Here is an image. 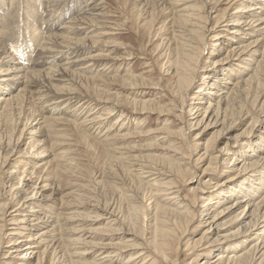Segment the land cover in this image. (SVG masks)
<instances>
[{
  "label": "bare ground",
  "instance_id": "6f19581e",
  "mask_svg": "<svg viewBox=\"0 0 264 264\" xmlns=\"http://www.w3.org/2000/svg\"><path fill=\"white\" fill-rule=\"evenodd\" d=\"M21 1L0 0V136L8 130L15 134L14 139L12 136L10 140L3 141L0 144V152L3 151L2 154H4L2 157L3 162L1 164V169L6 164V158L9 157V152L14 153L24 135H27V145L31 157L43 159L52 157V160L43 161L44 163L41 164L33 160L25 161L24 164L26 167L23 172L19 174L20 177L16 172H10L9 175L3 172V170L0 172V193L2 194L1 200L3 202V204L0 205V248L5 238L4 231L5 228H7L8 216L10 217L11 215L8 213V208L18 196L23 194L25 197L21 198L22 200L19 202L20 204H18L17 210H15L16 215L10 220L13 221L12 225L20 227L18 230L15 229L17 233L12 234L13 236L11 235L13 238L11 237L9 241L10 245L7 246L9 248L12 247L9 253H7V255H11V259L14 260L15 257H19L17 260L15 258V261L11 260L10 264H87L86 262H82L83 256L85 257L87 251H90L87 248L92 246L91 249H98V245L87 241L84 235H82L83 232L79 230L77 226L76 228L71 227L69 229L66 227L65 229V226L61 224V222H64L65 225H70L83 221L85 218L84 210L88 209L86 207L87 203L83 212L80 210L83 207L74 206L73 199H71L73 197L72 191L66 194L61 192L60 185L58 184V182L62 180L61 175L57 173V176L55 177L54 175L53 179H51L50 171H48L46 167L55 163L59 155L72 160L70 157L71 148H68L69 146H67V144L63 143L59 146L56 145L57 141H61L57 140L60 134L58 128L67 124L70 127L78 129V125H75L76 123L74 124V122L71 121V119L74 120V118H76L75 114L80 115H77V120L81 119L84 123L89 121V117H84V112H88V110L82 107L81 113L77 107L73 108L74 106L72 105L74 103L72 104L69 99L71 94L67 92L65 88L73 87L69 82V80H71L70 76H81L82 70L73 68L79 65L86 66L87 64L82 63L87 59H78L81 57L78 56L81 54L80 52L84 53L86 50L91 49L92 45L97 43V39H101L98 37L102 36L104 38V33L108 32L106 31L108 28L104 27L102 23V19L106 14L103 13L105 0L22 1L26 3H23L24 8L27 9V17L25 18H28L31 23L28 25L26 24V33L23 32L21 28L23 26H21V21L19 20L22 16ZM140 1L143 3V7H147L151 0ZM168 1L171 9L170 15L172 16L169 25H171V29H174L172 30L171 38L168 40L166 39L168 49L170 50V56L174 59L173 62L169 64V69L173 71L172 74L176 82V94L178 98L181 99L183 106L180 105L183 108L187 103L190 91L198 80L202 57L206 55L214 56L216 55L215 53L218 55L222 54L207 62L208 66L206 69L208 75L203 76L202 86H200L199 90L196 92L198 96L195 95V100L197 101L195 104L193 103L195 106L189 113L191 116L193 115L196 117L194 119L196 120V125H194V127L198 128L203 125V132L197 134V136L202 133L205 135L210 133L213 134L211 138L206 140L203 146L204 154H202V156L199 155L200 157L196 160V164H198V161L202 162L206 160L209 164L208 167L203 170V175H217L223 171L225 164L229 165L233 162L234 166L233 168L230 167V169H232L231 173L236 175V177L231 176L225 179L221 185H226V187H228V183H235V186L225 195L221 193V189L217 190L219 189V185L217 184L214 186L215 192L208 195L205 194L203 188L207 189L210 185L206 184L207 182L203 183L201 181L199 183H202L201 185H203V187L197 190V192L195 191L194 198L190 199L187 196H183L182 190H177V188H179L178 186L177 188L175 187L176 191H173L175 189L173 187L176 185L178 179H171L167 182L164 180L156 181L152 179L144 182L150 186H157L156 191L160 193L158 198H160L161 201L154 206L151 212L148 210L152 216V220L150 221L151 225L149 226L151 234L149 244H144L145 242L143 240L141 244L140 242L139 244L127 241L125 243L120 242L121 244L114 245L116 247L114 251L107 250L103 253V258H101H108L110 259L109 264H114L113 261L116 256L113 254H116L118 258L122 259L124 253L133 250L131 254L125 258L126 262H123V264H136V261L140 258L145 262L148 257L151 259L150 261L147 260L150 264H168L170 259L168 258L167 251L172 252L177 246V248H179L180 244H182L180 239L187 234L190 226L196 221L198 213L201 212L200 209L197 208L198 202L205 201L207 204L205 206L207 211H205L204 217H209V220H211L209 229L198 239L193 238L191 241L187 242L188 247H191L193 253L202 252L207 258L208 256H213L216 249L218 250L217 254L214 255L210 261L204 262L203 264H264V172L256 179L246 177L255 174L256 170L264 168V131H261V135L257 136L255 139L257 140L256 142L251 139V137L254 136V129L260 122H264V0H242L241 6L237 7L238 12L234 14H230L229 12L230 6L236 3L234 0H230L227 4H224L227 0L203 1L201 6H192V9L195 8L197 11H192L188 7L183 8L181 11H176L177 7H179L178 2L189 0ZM197 1L193 0L192 3ZM125 2H128V0ZM185 3L184 6L189 2ZM223 5L227 6L226 11L222 15L213 17V14H217L219 8ZM44 9H48L46 10L48 12L51 10L50 12L52 13L53 11L60 12V16L57 18L59 19V21L57 20L58 22L66 16L64 21L60 23V25H65L62 28H59V26L49 27V15ZM189 11L197 12V14L189 13ZM148 15V18L153 22L155 19L153 10L150 11ZM67 19H69V21ZM209 21L216 22L215 26L211 29L208 27ZM85 23L92 25L89 27H93V29L96 28L99 32L102 30L104 33L100 36L94 37L91 35L92 37H89V34H87L88 31L81 28L82 26H88L83 25ZM100 26L103 29L100 28L101 30H99ZM175 28L178 29L175 30ZM96 30L95 32L97 33L98 31ZM95 32L92 31L91 33ZM15 37H18L19 40ZM87 40L88 42L90 41L92 45H88ZM210 42H213L214 45L212 46L213 51L208 54ZM10 43L11 45L13 43L15 47L19 46V49L21 48L22 52L25 54L22 56L24 59L21 60V63H16L18 58L15 56L17 58L15 59L14 55L8 51ZM38 48L42 50H40L41 53L43 52L41 55L50 56L48 57L50 60L58 59V57H60L59 59L63 57L64 60L65 56L72 57L74 53H78L76 57L78 60L69 63V67L63 66L59 69L58 66V68L55 69L54 66L55 70H53V68H44L42 70L40 66L43 67L45 63H36V60L45 61V59H35L31 56L34 50ZM63 51L65 53H63ZM13 52L15 51L13 50ZM47 61L49 62V60ZM89 61L92 62L91 60ZM32 62L36 64L32 65ZM86 62H88V60ZM241 64H245V66H241ZM88 69L90 71L92 68ZM88 69L82 73V75H85V79L86 75H88V73H86ZM80 78L82 79V76ZM106 80H109V78ZM17 87L21 88L18 90ZM97 92L100 93V91ZM66 104H68L69 107H66ZM55 107L56 109H54ZM59 107H61V109L58 111ZM91 107L87 106L86 108L92 111ZM70 109L72 110L71 112H69ZM55 111H58V113H55ZM114 111L115 109H111L110 113H112H109L112 117L115 113ZM133 113H141V109H135ZM18 116H20L19 121H21V126L23 127L21 131H19V125L16 124L15 120ZM21 116L24 118H21ZM128 118V115L122 114L121 117L116 119L115 124L120 122V125L123 127V124H125L124 121ZM99 119H101V116H99ZM178 119H183V114L178 116ZM90 121L94 122L95 120L93 118ZM99 122V124L102 123L101 121ZM246 122L249 123L242 132L229 139L220 149L213 146L214 142L218 143L221 137L226 135L229 136L233 129ZM18 124L20 123L18 122ZM167 125L168 124L163 125L167 128H161L159 130L161 133L165 134L163 138L161 137L158 140L159 142H169L173 137L172 134L174 133L168 129L169 127ZM191 126V129H193V125ZM90 127L93 129V126ZM137 127L140 126H136V128ZM190 132L191 131H188V133ZM17 135L19 136L16 140ZM42 137H44V139L40 140ZM127 137H129V135H124V138ZM182 137L191 142V138L188 139L187 134H182ZM214 139H216V141H214ZM12 143H14V145ZM241 147H247V149L240 151V149H242ZM58 148L62 149V153L59 155L55 154ZM35 149L38 150L35 151ZM211 151H214V153L211 154ZM168 153L169 152H166V154ZM2 154L0 153V158ZM166 154L160 156L152 155L150 159H161L162 164L165 166L167 165L165 167L166 173H180L179 177L181 178L183 176L182 180L186 182L185 178L187 175L186 177L184 176L186 172H190L191 170L188 167L184 170L186 166L183 164V158L178 157V153H175L171 155L170 159L169 157H165L167 156ZM259 154H261V156ZM224 156H226V158L223 160V164H220V160H222ZM120 159L119 161L121 162L122 159ZM124 160L125 159L122 161ZM235 163L240 167H236ZM192 164L193 163H188L187 166ZM125 165L129 166L128 163H125ZM56 167L57 172L62 170L61 166L56 165L52 169L54 173ZM228 167L229 166H227V168ZM137 168H139L138 172L141 174L139 175V173H137L139 177H142V175H149L141 179L154 176L152 171H149L150 167L147 165L143 164ZM27 169L31 170V173L28 172ZM38 169L40 171L36 172ZM196 170H198L197 167ZM164 173L159 172L158 177L166 175ZM194 175H196V172H194ZM24 176H35L37 182L33 183L30 179L25 180ZM204 178L210 177L205 176ZM151 181H153V183H151ZM38 182L42 183L38 184ZM178 183H180V181H178ZM7 184H10V187H8ZM204 185L208 186L205 187ZM38 196L41 199H37ZM161 196H165V199H162ZM130 199L131 198H129V200ZM135 201L132 203H135ZM229 201L232 202L220 208L222 204ZM56 204L60 205L58 209L54 207ZM129 205H131V203ZM96 207L97 205L94 206L95 209H97ZM64 208L70 209V213L63 214L61 211ZM107 208L106 210L100 208L104 213L99 216L101 219L107 215L110 216L109 218L114 217V214L112 212L110 214ZM148 211L145 212V210L131 206L129 216L133 220L131 224L135 225L134 230L140 233L144 232L142 229L143 224H140V221L142 220L143 222V220H145ZM227 216L238 219L241 222L245 221L243 226L245 230L241 232L239 229L222 239L207 238L206 235L209 234L208 231L212 227L216 224L218 226L224 225L223 223H218L219 220L217 219ZM114 221L117 223L118 219L113 220V222ZM202 224L203 222L201 225ZM130 226L129 224V227ZM73 231H75V235H77L75 239L73 238L74 236H72ZM70 245L75 247L72 252L67 248V246ZM144 246L152 247V254L145 248H142ZM102 247L105 248L107 246ZM201 247L205 249L199 251ZM68 254L69 256H67ZM12 256H14V258H12ZM67 258H69V260ZM5 259L8 258L6 257ZM192 263L193 262H190L189 264ZM93 264L98 263L93 262ZM171 264L179 263L172 261Z\"/></svg>",
  "mask_w": 264,
  "mask_h": 264
},
{
  "label": "rangeland",
  "instance_id": "374dc122",
  "mask_svg": "<svg viewBox=\"0 0 264 264\" xmlns=\"http://www.w3.org/2000/svg\"><path fill=\"white\" fill-rule=\"evenodd\" d=\"M22 1L26 2L27 0ZM22 1L20 2V6L22 8V16L19 18V20L23 22H20L21 26H23L21 28L23 29V32L26 33L25 27L31 23L28 18H25L27 17V9L24 8L23 3L25 2ZM125 1L126 0H105L103 13L106 14L102 19V23L104 27L108 28L106 29V31L108 32L104 33L100 29L102 28L101 26L99 27V30L102 31H100V33L98 30H96V28L93 29V27H89L92 25H89L88 23L83 24L88 25L82 26L81 28H84L88 31L87 34H89V37L91 35L94 37L100 36L102 35V33H104L103 36H105L104 38L102 36L98 37L101 39H97V43L94 45H92V43L90 41L88 42L87 40V44L92 45L91 49L86 50L84 53L80 52V55H78V53H74L72 57L65 56L66 60H63V57L62 59H59L60 57H58V59L56 58L54 60H50L48 59V57L50 56L41 55L43 54V52L41 53L42 50L39 48L35 49L34 53L31 55L35 59H45L46 62L44 60H36V63H45L43 67L40 66L42 70L44 68H53V70H55L56 68H58V66L59 69H61L63 66L69 67V63H73L76 60H80L83 58L88 60V62H86L87 60L84 59L85 62H82L87 63L86 66L79 65L80 67L77 66L73 69L78 68L82 70L83 73L88 68H92L90 69V71L88 69V72H86L88 73V75H86V79L84 78L85 75H82L81 73L82 79L84 78L83 80L80 78L81 76L73 77L69 75L72 80V82L71 80H69V82L73 87L65 88V90L71 94L69 99L72 104L74 103L72 105L74 106L73 108L77 107L80 112L82 107L84 109H87L88 112H84V117H89V121H86V123H84L81 119L77 120V115L79 114H75V121L73 119H71V121L74 122V124L76 123L75 125H78V129L70 127L67 124L62 125L58 128V130H60V134L58 135L57 140L61 141H57L56 145L59 146L63 143L67 144V146H69L68 148H71L70 157L73 161L69 160L70 158H64L63 156H60L59 154L62 153V149H59V147L55 152V154L59 155V158L56 159L55 163H53L51 166L46 167L47 170L50 171L49 173L51 179H53L54 175L56 177L57 173L61 175L62 180L60 179L61 181L58 182V184L60 185L61 192L63 194H66L72 191L73 197L71 199H73L74 206L83 207L82 209H80L83 212V209H85L84 207L87 203L86 207L88 209L84 210L85 218L83 221H79L78 223L70 225H65L64 222H61V224L65 226V229L66 227L70 229L71 227L76 228L77 226L78 229L83 232L82 235H84V238L87 241L98 245V249H91L92 246H89L87 248L90 251H87L86 256H83L82 258V262H86L87 264H93V262H96L98 264H109L110 259H102L104 256L103 253H105L107 250L114 251L116 248L114 245H117L120 242L125 243L127 241L134 244H139L140 242L141 244L144 241V244H149L151 237L149 226L151 225L150 221L152 220L150 212L156 204H159L160 198L158 197L160 196V193L156 191L157 186H150L144 182L152 179L156 181L164 180L165 182L171 179H178L180 183H178L177 181L178 184L176 183L173 188H177L178 186L179 188H177V190H182L183 196H187L190 199L194 198L195 191L197 192V190L203 187V185H201L202 183H199L201 181L203 183L207 182L206 184L210 185H204L205 187H209L207 189L203 188L205 194L208 195H211L215 192L214 186H216L217 184L219 185V189L217 190L221 189V193L225 195H227L226 193L229 192L230 189L234 188L235 186V183H228V187H226V185H221L223 184L225 179H228L231 176L236 177V175L231 173L232 169H230V167L233 168L234 166L233 162L229 165L225 164L223 171L217 175H203V170H205L209 164V162H207L206 160L202 162L198 161V164H196V160L200 156H202V154H204L203 146L206 143V140L211 138L213 134L210 133L205 135L204 133H202L201 135L197 136V134L203 132V125L198 128L194 127V125H196V120H194L196 117L193 115L191 116L189 113L190 110L195 106L193 105V103L195 104L197 101L195 100V95L198 96L196 92L197 90H199L200 86H202V78L203 76L208 75L206 69V67L208 66L207 62L211 61V59H214L216 56H221L222 54L218 55L217 53H215L216 55L214 56L206 55L202 57L198 80L190 91L187 103L184 105L183 108L181 99L178 98L176 94V82L174 81L175 79L172 74L173 71H170L169 69V64L172 63L174 60L170 56V50L167 46V40L171 38L173 32L172 30H174L171 29V25H169L170 19L172 18V16L170 15L171 9L168 4L169 1L148 0L150 2L147 7H143V3L140 0H128V2ZM192 1L193 0L178 2L179 7H177L176 11H181L185 7L190 8L192 11H197V9L195 8L192 9V6H201V4H203V1L207 0H194L197 1L194 3H192ZM229 1L230 0L225 1L224 4H227V2ZM185 2L189 3L184 6V4H186ZM234 2L236 3L230 6V14L238 12L237 7H240L242 4V0H234ZM226 7L227 6L225 5L221 6L219 8V12L217 14L214 13L213 17H215L216 15H222L226 11ZM46 10L48 9H44V11L47 13L48 11ZM152 10L155 14V19L153 20V22H151L150 18H148V13H150V11ZM50 11L51 10H49L48 12L50 19L49 27L59 26V28H62L65 24L60 25V23L64 21L66 16L62 18L60 22H58L59 19L57 18L60 16V12L53 11L52 13ZM92 13L97 14L95 12ZM189 13L197 14V12L191 11H189ZM67 20L69 21V19ZM215 24L216 22L209 21V29L213 28ZM176 29L178 28H175V30ZM95 30L98 32L96 33ZM92 31L95 33H91ZM15 38L19 40L18 37ZM213 45L214 43L210 42V47L207 46L208 54L213 51ZM10 46L8 51L14 55L15 59L18 58V60H16V63H21V60L24 59L22 58V56H24L25 54L22 52L21 48L19 49V46H16V48L13 43L12 45L10 43ZM13 50L15 52H13ZM63 53L65 52L63 51ZM77 55L81 57L77 59ZM19 57L22 59H20ZM47 60H49V62ZM89 60H91L92 62H90ZM61 61L64 62L62 63ZM36 63L34 62L33 64L32 62V65H35ZM241 66H245V64H241ZM105 75L109 78V80H106L108 78ZM104 76L106 77V79ZM17 88L19 90L21 87ZM97 91H100V93ZM76 94L80 95H78L77 97ZM87 106H92V111H89V108H86ZM66 107H69V105L66 104ZM54 109H56V107ZM59 109H61V107L58 108V111ZM71 109L69 110V112L72 111ZM111 109H115V113L113 112V117L110 115L112 113H110ZM116 109L119 110L117 111ZM135 109H141V113H133ZM58 111H55V113H58ZM122 114H126L129 116V118L124 121L125 124H123V127L120 125V122L118 124H115L116 119L121 117ZM182 114L183 119H178V116ZM99 116H101V119H99ZM19 117L20 116H18V118L16 117L15 120L16 124L19 125V131H21L23 127L21 126V121H19ZM22 117L23 116H21V118ZM93 118L95 121H90ZM99 121H101L102 123L99 124ZM18 122L20 124H18ZM248 123L249 122H246L243 125L236 127L230 132L229 136L226 135L221 137L218 140V143L214 142L213 146L217 147V149H220L224 144L228 142L229 139L235 137L237 134H240ZM164 124H168V129L172 133H174L172 134L173 137L169 140V142L166 143L158 141L161 137L163 138L165 136L164 133H161L159 131L161 128H167L163 126ZM191 125H193V129H191ZM90 126H93V129ZM136 126L140 127L136 128ZM12 127L10 128L13 129ZM263 128L264 122H260L258 126L254 129V136L251 137L254 142L257 141L255 140L257 136L261 135L260 132L264 131ZM188 131L191 132L188 133ZM182 134H187V138H191V142H189L186 138L182 137ZM124 135H129V137L124 138ZM190 135H192L193 137ZM12 136L14 139L15 134H13L10 130L6 131L0 136V144L3 141L10 140V137ZM18 136L19 135L16 136V140L18 139ZM26 137L27 135H24L23 139H21L20 144L18 145V148L14 151V153L9 152V157L6 158V164L3 166L2 169L1 164L3 162L2 157L4 156V154H2L3 151L0 152L2 154L0 158V172H2L3 170V172H6L7 175H9L10 172H16V174L19 176V174L22 173L24 168L26 167L24 164L25 161L33 160L38 161V164H41L44 163L43 161L52 160V157H48L46 159L39 157H31V154L29 153V147L27 145L28 140ZM43 139L44 137L40 138V140ZM214 141H216V139H214ZM12 144L14 145V143ZM241 148L242 149H240V151H244L247 149V147ZM37 150L38 149H35V151ZM166 152L169 153L166 154ZM175 153H178V157L183 158V164L186 166V168L184 167V170H186L187 167L191 170L190 172H186L184 176L186 177L187 175V179L185 178L186 182L182 180L183 176L181 178L179 177L180 173H166L165 167L167 165L165 166L164 164H162L161 159H158L156 157V159H150L152 155L160 156L164 154L167 155L165 156L166 158H170L171 155ZM212 153H214V151H211V154ZM259 155L261 156V154ZM120 158L122 160H125L122 161ZM225 158L226 156H224L222 160H220V164H223V160ZM119 159L121 160V162L119 161ZM125 163H128L129 166L125 165ZM188 163L193 164L187 166ZM143 164L150 167L149 171H152L154 176L147 179L141 178L147 177L149 175H142V177H139V175L141 174L140 172H138L139 168L137 167ZM56 165L61 166L62 170L60 172H57L56 167V171L54 173L52 169ZM227 166L229 167L227 168ZM235 166L240 167L239 165H237V163H235ZM196 167L198 168V170H196ZM27 170L31 173V170ZM39 171V169L36 170V172ZM158 171L161 173L165 172L164 174L166 175L158 177ZM194 172H196V175H194ZM262 172H264V168L256 170L255 174L250 175L252 177H246L250 179H256L257 177L261 176ZM137 173H139V175ZM205 176L210 178H204ZM24 179H30L33 183L37 182V178H35V176H24ZM40 183L42 182H38V184ZM151 183H153V181H151ZM7 185L8 187H10V184ZM176 188L173 190L174 192L176 191ZM1 195L2 194L0 193V205L3 204L1 200ZM22 197L25 196H23V194L18 196L8 208V213L12 216H8L7 228H5L4 231L5 238L3 239L0 248V264H10L11 260H13L10 258L11 255H7V253H9V250L12 247L9 248L7 246L10 245L9 241L13 236L12 234L17 233L15 229L18 230V228L20 227L12 225L13 221L10 220L13 218V216L16 215L15 210H17L18 204H20L19 202H21ZM161 197L162 199H165V196ZM38 198L41 199L39 196L37 197V199ZM129 198L131 199L129 200ZM133 201H135V203H132ZM129 202L131 203V205H129ZM231 202L232 201L222 204L220 208L228 205ZM96 205L97 209L94 208V206ZM206 205L207 204L205 201L198 202L197 208L200 209L201 212L198 213L196 221L190 226L189 230L187 231V234L182 236V238L180 239V241H182V244H180L181 247L179 246V248H177V246L176 249L172 250V252L167 251L168 258L170 259L168 261V264H171L172 261L178 262L179 264H189L190 262H193L192 264H203L204 262L210 261L214 257V255L217 254L218 250L216 249V252H214L213 256H208L207 258L206 255L202 254V252L193 253V250H191V247H188L187 244V242L191 241L193 238L198 239L199 237H201L203 233L209 229L211 220H209V217H204V213L205 211H207L205 207ZM131 206H134L137 209L145 210V212H147L148 210L150 211H148L145 220H143V222H145L143 223L142 220L140 221V224H143V228L141 227L144 230L143 233L134 230L135 225L131 224L133 221L129 216ZM54 207L58 209L60 205L56 204ZM100 208H103L105 210L106 208L109 209L110 214L112 212L114 214V217L109 218L110 216L107 215L106 217H102L101 219L99 216L103 215L104 213ZM61 212L63 214H68L70 213V209L64 208ZM115 218L118 219L117 223L116 221L113 222V220H116ZM217 220H219L218 223H223L224 225L218 226L216 224L214 227H212L208 231L209 234L206 235L209 239H222L223 237L231 235L239 229L241 230V232L245 230V228L243 227L245 221L241 222L238 219H233L228 216L221 217V219L218 218ZM202 222L203 224L201 225ZM129 224L131 225L130 227ZM75 234V231H73L72 236H74V239L77 237V235ZM134 237L137 239H135ZM102 246H107L105 248L108 249H105ZM67 248L69 249V251L72 252L74 251L75 247H72L70 245L67 246ZM142 248H145L150 254H152V247L150 248L148 246H144ZM203 249L205 248L201 247L199 248V251ZM132 251L124 253L122 259L118 258L116 254H113L114 256H116L113 263H125V258H127ZM14 256H12V258H14ZM67 256H69V254ZM6 257L8 259H5ZM15 258L17 260L19 257ZM15 258L13 261H15ZM67 259L69 260V258ZM147 260L150 261V257H148ZM147 260L143 262L142 258H140L138 261H136V264H150L147 262Z\"/></svg>",
  "mask_w": 264,
  "mask_h": 264
}]
</instances>
